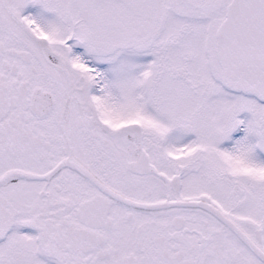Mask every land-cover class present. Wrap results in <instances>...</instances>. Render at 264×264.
Returning a JSON list of instances; mask_svg holds the SVG:
<instances>
[{
  "label": "snow or ice",
  "instance_id": "snow-or-ice-1",
  "mask_svg": "<svg viewBox=\"0 0 264 264\" xmlns=\"http://www.w3.org/2000/svg\"><path fill=\"white\" fill-rule=\"evenodd\" d=\"M0 264H264V0H0Z\"/></svg>",
  "mask_w": 264,
  "mask_h": 264
}]
</instances>
